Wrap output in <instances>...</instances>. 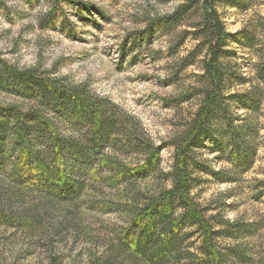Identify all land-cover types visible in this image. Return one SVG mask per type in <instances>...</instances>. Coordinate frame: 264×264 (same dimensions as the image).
I'll return each instance as SVG.
<instances>
[{"label": "trees", "instance_id": "16d2710c", "mask_svg": "<svg viewBox=\"0 0 264 264\" xmlns=\"http://www.w3.org/2000/svg\"><path fill=\"white\" fill-rule=\"evenodd\" d=\"M169 1L176 2L171 11L155 9ZM224 1L146 0L142 39L168 36L169 50L176 51L187 39L194 42L178 58V70L167 73L168 83L179 84L178 72L200 64L194 79L169 99L196 107L167 142L155 141L138 116L88 83L0 57V96L14 98L0 100V226L39 227L53 238L91 226L93 214H116L118 220L103 224L120 226L116 240L100 254L91 250L85 263L77 258L70 264H230L245 258L238 247L225 253L219 241L239 239L251 226L203 204L193 190L195 173L208 169L201 150L229 161L228 182L248 171L256 154L264 54L254 50L252 28L227 30L218 9ZM232 42L256 58L251 76L241 70ZM166 144L173 148L169 172L162 167ZM58 249L48 246L52 255L45 264H61Z\"/></svg>", "mask_w": 264, "mask_h": 264}, {"label": "rangeland", "instance_id": "374dc122", "mask_svg": "<svg viewBox=\"0 0 264 264\" xmlns=\"http://www.w3.org/2000/svg\"><path fill=\"white\" fill-rule=\"evenodd\" d=\"M146 3L0 0V57L22 68L36 67L75 83H88L95 92L138 116L155 141L167 142L196 107L194 101L177 107L169 99L182 90V84L194 79L200 64L178 72L179 84L168 83L167 73L178 70V58L187 54L194 42L189 38L176 51L169 50L168 36L157 34L150 41L142 39ZM175 5L174 1L159 2L155 9L163 14ZM218 9L229 32L255 30L254 50L264 54V0H225ZM230 48L238 52L241 70L251 76L256 58L238 42H232ZM0 100L14 98L3 95ZM257 128L253 165L236 180L223 179L232 166L213 149L200 151L208 169L194 175V194L203 204H211L225 216L252 228L239 239L219 241L225 253L232 247L245 253V258H233L230 264H264V101L257 114ZM161 155L163 169L171 171L172 146L166 144ZM89 220L91 226L72 227L53 238L45 237L39 227L30 232L24 226H0V264H45L52 255L48 250L51 243L59 247L61 264L77 258L85 263L91 250L100 254L106 250V242L116 240L115 230L120 227L103 226L118 220L114 213L93 214Z\"/></svg>", "mask_w": 264, "mask_h": 264}]
</instances>
